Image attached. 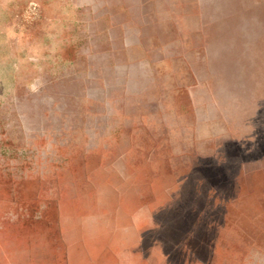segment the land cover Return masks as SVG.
<instances>
[{
  "label": "rangeland",
  "instance_id": "374dc122",
  "mask_svg": "<svg viewBox=\"0 0 264 264\" xmlns=\"http://www.w3.org/2000/svg\"><path fill=\"white\" fill-rule=\"evenodd\" d=\"M0 264H264V0H0Z\"/></svg>",
  "mask_w": 264,
  "mask_h": 264
}]
</instances>
